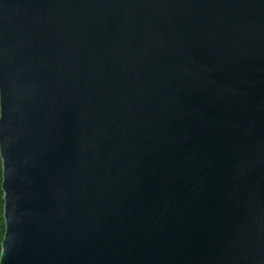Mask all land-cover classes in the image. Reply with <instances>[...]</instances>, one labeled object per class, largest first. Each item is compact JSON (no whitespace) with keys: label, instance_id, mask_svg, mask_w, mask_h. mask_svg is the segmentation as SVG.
Segmentation results:
<instances>
[{"label":"water","instance_id":"1","mask_svg":"<svg viewBox=\"0 0 264 264\" xmlns=\"http://www.w3.org/2000/svg\"><path fill=\"white\" fill-rule=\"evenodd\" d=\"M0 264H264V0H0Z\"/></svg>","mask_w":264,"mask_h":264},{"label":"trees","instance_id":"2","mask_svg":"<svg viewBox=\"0 0 264 264\" xmlns=\"http://www.w3.org/2000/svg\"><path fill=\"white\" fill-rule=\"evenodd\" d=\"M3 183V168H2V159L0 155V255L2 242L5 235V218H4V192L2 190Z\"/></svg>","mask_w":264,"mask_h":264}]
</instances>
